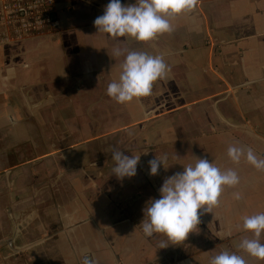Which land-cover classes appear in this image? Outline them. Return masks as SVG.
<instances>
[{
  "label": "crops",
  "instance_id": "crops-1",
  "mask_svg": "<svg viewBox=\"0 0 264 264\" xmlns=\"http://www.w3.org/2000/svg\"><path fill=\"white\" fill-rule=\"evenodd\" d=\"M108 3L53 0L55 26L37 35L4 37L0 24V77L21 93L54 160L86 203L97 238L102 230L94 206L104 204V197L113 198L110 205L118 208H102V213L129 211L123 206L134 204L131 195L144 208L150 201L149 184H140L137 174L123 179L112 174L114 150L140 155L138 165L150 175L146 146L183 144L185 156H192L201 143L200 155L216 156L221 171L235 170L240 182L225 188L212 217L201 216L217 219L218 227L209 230L222 241L219 247L209 242L197 249L192 264H209L225 250L243 255L248 264H264L238 249L241 239L250 238L242 232L243 217L264 213V172L249 164L243 171L242 159L236 165L227 156L229 146L244 141L264 157V0H198L191 12L174 19V31L150 42L97 33L94 20ZM128 51L163 54L170 71L154 83L150 96L121 105L106 90L118 80ZM241 174L248 177L245 184ZM159 179L153 176V183ZM153 187L154 200L160 187ZM235 192L242 199L236 200ZM123 214L144 218V213ZM260 239L264 243V235Z\"/></svg>",
  "mask_w": 264,
  "mask_h": 264
},
{
  "label": "clouds",
  "instance_id": "clouds-1",
  "mask_svg": "<svg viewBox=\"0 0 264 264\" xmlns=\"http://www.w3.org/2000/svg\"><path fill=\"white\" fill-rule=\"evenodd\" d=\"M198 0H135L122 4L121 0H109L103 14L94 20L97 33L113 39L127 37L139 42H150L158 36L174 31V19L191 12ZM119 55V50H116ZM170 71L163 54L151 55L142 51H128L120 67L118 80L111 81L106 95L121 105L139 103L152 94L154 83L164 79ZM229 160L238 165L243 158L258 171L264 172V157H258L251 147L231 145L227 149ZM195 164L183 166L182 172L165 179L159 189V198L150 201L144 209L142 231L145 237L161 235L159 248L184 241L200 223V217L219 203L225 188H235L240 180L238 173L229 168L221 171L206 158H195ZM115 166L112 169L118 179L136 175L140 155H124L112 152ZM167 157L148 161L151 176L158 174ZM236 200L242 194L235 192ZM242 232L250 238L241 239L238 249L248 257L264 262V213L243 217ZM83 264H94L87 256ZM209 264H248L243 255L228 250L209 260Z\"/></svg>",
  "mask_w": 264,
  "mask_h": 264
},
{
  "label": "water",
  "instance_id": "water-1",
  "mask_svg": "<svg viewBox=\"0 0 264 264\" xmlns=\"http://www.w3.org/2000/svg\"><path fill=\"white\" fill-rule=\"evenodd\" d=\"M85 256L116 264L21 93L0 77V264H83Z\"/></svg>",
  "mask_w": 264,
  "mask_h": 264
},
{
  "label": "rangeland",
  "instance_id": "rangeland-1",
  "mask_svg": "<svg viewBox=\"0 0 264 264\" xmlns=\"http://www.w3.org/2000/svg\"><path fill=\"white\" fill-rule=\"evenodd\" d=\"M247 145L248 144H246L244 141H241V147L245 149ZM196 146V149L192 152V156H185L187 148H185L183 144L176 149H171V147H174V144H170V146L163 145V147L160 149L155 148V146H153L152 144L146 146V149H150V153L149 156L144 157L145 160H149L151 158L154 159L156 156L157 158H162L165 156L167 157L166 162L164 163V165H161L158 171L159 176H154L156 179H158V177L160 178L159 181L157 180V183H153V176L145 174L144 170L139 165H137L138 173L136 172V180L138 182L140 181V184H149L145 195L150 201H152L153 197H155V193L157 194V191H154L153 186H155V188L161 187L165 179L177 172H182L183 166H186L188 164L194 165L196 161L193 157L204 158L202 157V155H200L202 144L199 143L196 144ZM248 147L250 146L248 145ZM189 148L192 149V145L190 143ZM132 149L135 148H131L130 150ZM215 159L216 156L209 161H212L218 167ZM242 161V168L243 171H245L247 170L245 166H248V163L243 158ZM149 170L150 169L148 168V171ZM241 177V184H245L248 177L242 174ZM131 197L134 201V204L123 206V209L129 210L127 212H123L122 209H120V212L102 213V208L110 209L112 207V205L110 204H112L113 198L111 197H104V199L106 200L104 204L97 203V205L94 206L95 214L93 216L95 217L97 223L101 225L102 230V235L98 236L97 240L101 244H106L107 246H109V250L114 260L117 261L118 264H192L195 259L194 256L197 249L201 248L209 242L211 245L218 246V242L222 241V237L211 233V231L209 230V228L218 227L219 222L217 221V219L215 218L209 221H204L202 217H200V223L197 225L196 229H194L193 232H190L188 234L187 238L184 241H181L178 244H169L165 248H159L161 240L163 239L161 235H154L153 237L148 238L144 236L143 232L139 231V228H142V225L140 224L144 219L143 216L141 217V219H135L133 216L129 218L126 214H123L144 213L142 211L145 208L142 204L139 203L136 195H131ZM101 199L103 198L100 197V200ZM150 201L147 204H149ZM112 208L118 207L115 206ZM219 208L220 206L217 205L212 209V212H207V214H210V216L212 217V214L215 213V211H217ZM107 215H109V217L110 215H114V220L109 221V219H107ZM107 220L109 222H107Z\"/></svg>",
  "mask_w": 264,
  "mask_h": 264
},
{
  "label": "built area",
  "instance_id": "built-area-1",
  "mask_svg": "<svg viewBox=\"0 0 264 264\" xmlns=\"http://www.w3.org/2000/svg\"><path fill=\"white\" fill-rule=\"evenodd\" d=\"M53 0H2L0 24L4 37H24L45 33L55 26L51 18Z\"/></svg>",
  "mask_w": 264,
  "mask_h": 264
}]
</instances>
